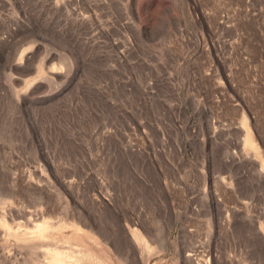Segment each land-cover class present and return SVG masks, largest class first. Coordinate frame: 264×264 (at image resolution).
Instances as JSON below:
<instances>
[{
  "label": "rangeland",
  "instance_id": "374dc122",
  "mask_svg": "<svg viewBox=\"0 0 264 264\" xmlns=\"http://www.w3.org/2000/svg\"><path fill=\"white\" fill-rule=\"evenodd\" d=\"M35 211L86 264H264V0H0V264Z\"/></svg>",
  "mask_w": 264,
  "mask_h": 264
},
{
  "label": "bare ground",
  "instance_id": "6f19581e",
  "mask_svg": "<svg viewBox=\"0 0 264 264\" xmlns=\"http://www.w3.org/2000/svg\"><path fill=\"white\" fill-rule=\"evenodd\" d=\"M247 144H248V141H247ZM248 145L250 146V144H248ZM29 216L32 217L33 221H35V222H37L40 219V223H36V224L32 223L33 229H26L24 231L22 230L23 232L18 233V237L16 236L18 240H20L26 244V245L22 246V249L25 251V253L22 252V254H24L23 255L24 259H23V257H21L22 260L25 262V264H86L83 261V259L80 258L81 259L80 260L79 257L76 256V253H77L76 249L67 247V249H68L67 254H63L62 252L56 250V248H54L51 245L52 239L50 236L51 234L49 235V231L52 229V227H51V224L49 225L47 219L43 217L42 213H40L39 211H35L32 214H30ZM30 223H29V225H30ZM0 226L5 227L7 229V231H9L8 233H10V228L8 229V226L3 221H0ZM24 246H26V247H24ZM145 247H143V249ZM161 247L162 246H160V245L158 247H156L159 249L157 251L160 252L162 250ZM15 250L11 253L9 252L5 258H7V259L10 258V260L12 259V260L17 262L18 259H17L16 255L18 254L17 253L18 250L17 251H15ZM157 251H155L153 249L150 250V252H152V254H154V253L157 254ZM38 253H42V256L41 255L39 256ZM43 253L45 256L43 255ZM89 257H90V255H89ZM7 259H6V262L8 263ZM148 259H149V256H148V258L146 257V260H144V262H142V263L146 264ZM131 261H133V259H130L128 261L125 259H119V262H121L122 264H131ZM11 262L13 263V261H11ZM97 262H100V261L96 260L94 263H97ZM12 263H9V264H12ZM105 264H112V262L109 260H106Z\"/></svg>",
  "mask_w": 264,
  "mask_h": 264
}]
</instances>
